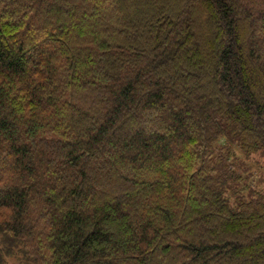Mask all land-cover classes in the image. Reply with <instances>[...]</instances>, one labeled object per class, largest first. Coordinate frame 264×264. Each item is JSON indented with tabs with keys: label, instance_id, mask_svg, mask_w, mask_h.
Returning <instances> with one entry per match:
<instances>
[{
	"label": "trees",
	"instance_id": "16d2710c",
	"mask_svg": "<svg viewBox=\"0 0 264 264\" xmlns=\"http://www.w3.org/2000/svg\"><path fill=\"white\" fill-rule=\"evenodd\" d=\"M237 154L264 0H0V264H264Z\"/></svg>",
	"mask_w": 264,
	"mask_h": 264
},
{
	"label": "rangeland",
	"instance_id": "374dc122",
	"mask_svg": "<svg viewBox=\"0 0 264 264\" xmlns=\"http://www.w3.org/2000/svg\"><path fill=\"white\" fill-rule=\"evenodd\" d=\"M238 157L232 160L239 161L240 163H244V165L241 163L242 168L247 169L245 171V176L248 177L251 175V178L247 183L251 185H264L263 179H264V160L261 156H251L247 157L244 154H237ZM244 166V167H243ZM8 264H18V262L14 259L9 258Z\"/></svg>",
	"mask_w": 264,
	"mask_h": 264
}]
</instances>
